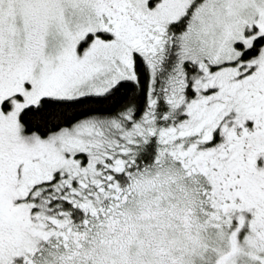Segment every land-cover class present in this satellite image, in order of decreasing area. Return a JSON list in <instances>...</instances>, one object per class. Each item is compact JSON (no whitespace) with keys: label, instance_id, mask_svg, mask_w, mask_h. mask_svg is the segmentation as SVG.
Here are the masks:
<instances>
[{"label":"snow or ice","instance_id":"snow-or-ice-1","mask_svg":"<svg viewBox=\"0 0 264 264\" xmlns=\"http://www.w3.org/2000/svg\"><path fill=\"white\" fill-rule=\"evenodd\" d=\"M0 264H264V0H0Z\"/></svg>","mask_w":264,"mask_h":264}]
</instances>
